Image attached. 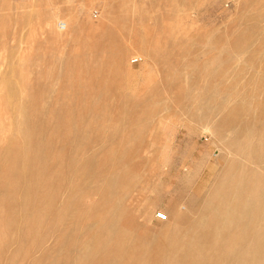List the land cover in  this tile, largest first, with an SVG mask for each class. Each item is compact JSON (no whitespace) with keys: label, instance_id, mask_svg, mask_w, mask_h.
I'll return each mask as SVG.
<instances>
[{"label":"rangeland","instance_id":"1","mask_svg":"<svg viewBox=\"0 0 264 264\" xmlns=\"http://www.w3.org/2000/svg\"><path fill=\"white\" fill-rule=\"evenodd\" d=\"M262 38L264 0H0V264H264L224 172L264 183Z\"/></svg>","mask_w":264,"mask_h":264},{"label":"bare ground","instance_id":"2","mask_svg":"<svg viewBox=\"0 0 264 264\" xmlns=\"http://www.w3.org/2000/svg\"><path fill=\"white\" fill-rule=\"evenodd\" d=\"M52 17V16H51ZM68 23H66L65 24V26H66V28H65V30L66 31H68L69 32V30H70V27L68 28ZM64 30V31H65ZM241 36V35H240ZM244 37V36H243ZM246 37V36H245ZM109 39H110V37H109ZM247 39V38H246ZM263 39V41H264V38H262ZM63 40V39H62ZM236 41V40H235ZM262 41V40H261ZM261 43H263V42H261ZM234 45V44H233ZM248 45V44H247ZM263 45V44H262ZM239 46V45H238ZM220 47V46H219ZM237 47V46H236ZM240 49V48H239ZM227 58H228V56H227ZM230 59V58H229ZM228 59V61H231V60H229ZM227 60V59H226ZM225 61V60H224ZM226 63H227V61H225ZM228 63H230V62H228ZM227 63V64H228ZM217 65V64H216ZM220 66V65H219ZM219 66H217L218 67V69H219ZM230 66V65H229ZM221 67V66H220ZM224 67V66H223ZM226 69V68H225ZM221 70V69H220ZM227 70H230V69H228L227 68ZM227 70H226V72H222V73H224L225 75L224 76H226V74H228V72H227ZM219 74V73H218ZM221 74V73H220ZM219 74V75H220ZM229 74H231L230 72H229ZM234 74V73H233ZM240 74V73H239ZM210 75V74H209ZM211 78H212V76H210ZM234 76H232L231 78H233ZM219 78V77H218ZM221 78V77H220ZM222 78H224V77H222ZM228 78V77H227ZM235 78V77H234ZM220 80V79H219ZM225 80V79H224ZM223 80V81H224ZM215 81V80H214ZM243 81V80H242ZM212 82H213V80H212ZM218 83L219 82H221V81H217ZM238 82H240V81H238ZM214 83V82H213ZM238 84V83H237ZM212 86L214 85V84H211ZM218 85H221V87H222V84H218ZM211 86V87H212ZM227 86V85H226ZM240 86V85H239ZM239 86H238V88H239ZM217 87V86H216ZM220 87V86H219ZM230 87H232V86H230ZM242 87V86H241ZM233 88V87H232ZM243 88V87H242ZM213 89H216L215 88V85H214V87H213ZM222 89V88H221ZM236 90V89H235ZM248 90V89H247ZM257 90V89H256ZM255 90V91H256ZM223 92V91H222ZM228 92V91H227ZM236 92H238V91H236ZM236 92H234V93H236ZM249 92V91H248ZM257 93V92H256ZM260 93V92H259ZM241 94V93H240ZM264 94V93H263ZM262 94V95H263ZM244 95V94H243ZM261 95V96H262ZM217 96V95H216ZM215 96V97H216ZM222 96V95H221ZM249 96V95H248ZM253 96H255V95H253ZM212 97H214V95L212 96ZM227 97H228V95H227ZM231 97V96H230ZM229 97V98H230ZM240 97H242V96H240ZM239 97V98H240ZM223 98V97H222ZM236 98V97H235ZM245 98H246V96H245ZM261 98V97H260ZM216 98H214V100H215ZM221 99V98H220ZM226 99V98H225ZM243 99V98H242ZM241 99V100H242ZM248 99H249V97H248ZM254 99V98H253ZM259 99V98H258ZM262 99V98H261ZM227 100V99H226ZM240 100V99H239ZM240 100V101H241ZM245 100V99H244ZM243 100V101H244ZM247 100V99H246ZM246 100L244 101L245 103H246ZM250 100V99H249ZM254 100H256V99H254ZM222 101V100H221ZM240 101H238V102H240ZM226 102V101H225ZM224 102V103H225ZM230 102V101H229ZM263 102V101H262ZM247 103H248V101H247ZM221 104V103H220ZM239 104V103H238ZM226 105V104H225ZM253 105H254V103H253ZM263 106H264V104H263ZM229 108V107H228ZM258 108V107H257ZM261 109H263V108H261ZM252 110V109H251ZM251 110H249V111H251ZM223 111V110H222ZM256 111V110H255ZM254 111V112H255ZM225 112V111H224ZM223 112V113H224ZM227 112V111H226ZM247 112V111H246ZM258 112V111H257ZM262 112V111H261ZM242 113V112H241ZM248 113V112H247ZM214 114V113H213ZM217 115H218V113H217ZM216 115V116H217ZM219 115H220V113H219ZM215 116V117H216ZM226 117V116H225ZM228 117H229V115H228ZM235 117V116H234ZM243 117H245V115L243 116ZM256 117V116H255ZM235 119V118H234ZM246 119V118H245ZM242 120V119H241ZM235 121H236V119H235ZM243 121V120H242ZM247 121H248V119H247ZM263 121V120H262ZM230 122V121H229ZM261 122V121H260ZM227 123V125H228V122H226ZM249 123V122H248ZM247 123V124H248ZM245 124H246V122H245ZM237 125V124H236ZM241 125V124H240ZM242 125H243V123H242ZM232 126V125H231ZM259 126H260V124H259ZM233 128V127H232ZM241 128H242V126H241ZM246 128V127H245ZM244 128V129H245ZM248 128V127H247ZM246 128V129H247ZM221 129V128H220ZM234 129V128H233ZM248 129H250V127L248 128ZM237 130H238V128H237ZM252 130V129H251ZM221 131H223V130H221ZM239 131V130H238ZM244 131V130H243ZM242 131V132H243ZM240 132V131H239ZM241 132V133H242ZM248 132V131H247ZM246 132V133H247ZM253 133V135L251 134L250 135V137L248 136V138L246 139V141L243 143L242 142V147L241 148H239L238 149V147H237V149L238 150H234V151H237L236 153H237V155H239V156H242L243 158H245L246 160H248L247 162H248V164H246V165H250L251 163L252 164H255L256 166H260V164L262 163L263 164V160H264V131L263 132H261V133H256V130H252V131H250V133ZM215 133H218V132H215ZM245 133V132H244ZM239 134V133H238ZM243 134V133H242ZM216 135H218L219 136V134H216ZM222 137V136H221ZM220 137V138H221ZM242 137V136H241ZM224 138V137H223ZM222 138V139H223ZM238 138V137H237ZM225 139V138H224ZM243 139H245L244 137H243ZM238 140V139H237ZM237 140H235V141H237ZM241 140V139H240ZM239 141V140H238ZM243 141V140H242ZM237 143H239V142H237ZM232 145H234V144H232ZM237 145V144H236ZM233 148H234V146H233ZM233 151V150H232ZM238 156V157H239ZM242 159V158H241ZM229 163H228V169H227V171H224V172H227V176L228 177H226V178H229L230 180H231V182L233 183H235L236 185H238L239 187V189L240 190H242V195H239L241 198H242V201H243V199H244V202H245V206H244V211L245 212H254V213H256V214H259L260 215V213H261V215H263L264 216V183L262 182V181H260L259 180V182H257V183H255L254 182V180L253 181H250V182H248V181H245V179H246V175H245V171H244V173H242V175L241 174H239V177H240V179H238V180H236V181H234L235 180V178L237 177V172L235 171V169H236V162H235V160H233V159H231V161H228ZM243 162H244V159H243ZM246 162V163H247ZM249 162H250V164H249ZM254 165V166H255ZM264 167V166H263ZM251 168V167H250ZM255 168V167H254ZM262 168V167H261ZM223 172V173H224ZM247 173V172H246ZM255 173V172H254ZM226 174V173H225ZM251 175H252V172H251ZM256 175V174H255ZM257 176L258 175H256L255 177L257 178ZM259 177V176H258ZM249 178V177H248ZM255 178V179H256ZM228 179V180H229ZM244 179V180H243ZM254 179V178H253ZM261 179V178H260ZM257 180V179H256ZM229 183H230V181H229ZM233 183V184H234ZM231 184V183H230ZM223 185V184H222ZM224 186V185H223ZM221 187V186H220ZM227 187V186H226ZM254 188H256L255 190H254ZM220 189V188H219ZM225 189V188H224ZM227 189V188H226ZM230 189V188H229ZM223 190V189H222ZM228 190V189H227ZM230 190H234L233 188L232 189H230ZM237 190V189H236ZM217 191V190H216ZM235 191V190H234ZM221 193H223V192H221ZM221 193H220V195H221ZM238 194H239V192H238ZM230 195V194H229ZM235 195H236V193H235ZM234 195V196H235ZM217 197V196H216ZM219 197V196H218ZM220 198V197H219ZM232 198V200H233V198L234 197H231ZM237 200H239V198L237 199ZM236 200V201H237ZM221 201V200H220ZM235 201V200H234ZM217 202H218V200H217ZM215 203V202H214ZM236 203V202H235ZM240 205V204H239ZM223 206V205H222ZM230 207V206H229ZM213 209V208H212ZM227 209V208H226ZM215 211H216V209H214ZM230 210V209H229ZM215 211L213 212L212 211V213L214 214L215 213ZM236 212V210L235 209H232V211H230V213H235ZM206 213V212H205ZM202 214V213H201ZM200 214V215H201ZM204 214V213H203ZM209 216H210V214H208ZM216 215V214H215ZM230 216H231V214H230ZM251 214H250V218H251ZM255 216V215H254ZM207 217V216H206ZM205 217V218H206ZM255 218H256V216H255ZM254 218V219H255ZM211 219H212V217H211ZM253 219V220H254ZM261 219H262V217H261ZM205 220H207V219H205ZM218 220V219H217ZM252 220V221H253ZM215 221V220H214ZM225 221V220H224ZM224 221H221V223L222 222H224ZM251 221V222H252ZM204 223H205V221H204ZM220 223V224H221ZM262 223V222H261ZM201 224V223H200ZM209 225V224H208ZM224 227V226H223ZM253 228V227H252ZM207 229V228H206ZM220 230H221V228H219ZM250 229H251V227H250ZM208 230V229H207ZM213 230V229H212ZM210 231H211V228H210ZM210 231H208V234L210 235ZM223 231V230H222ZM201 232V231H200ZM199 232V233H200ZM203 232V231H202ZM206 232V231H205ZM210 232V233H209ZM213 232V231H212ZM217 232V231H216ZM227 232V231H226ZM228 232H230V231H228ZM255 232V237H256V245H254L255 247L256 246H258L257 248H261L262 250L264 249V225L263 226H261V227H259V229H257L256 231H254ZM192 233V232H191ZM198 233V234H199ZM194 234V233H193ZM202 235V234H201ZM215 235V234H214ZM236 235V234H235ZM250 235H252V234H250ZM225 236V235H224ZM232 236V235H231ZM190 237V236H189ZM209 237V236H208ZM220 237H221V235H220ZM233 237V236H232ZM234 237H236V239H235V241H240V240H242V234L240 233V234H238L237 236H234ZM252 237V236H251ZM212 238H214V237H212ZM216 238H217V236H216ZM223 238V237H222ZM231 237H229V239H230ZM170 240V239H169ZM212 241H214V239L212 240ZM211 241V242H212ZM228 241V240H227ZM232 241V240H231ZM230 241V242H231ZM234 241V240H233ZM231 242V243H234V242ZM173 242V241H172ZM177 242V241H176ZM204 242V241H203ZM224 243V242H223ZM229 243V242H228ZM241 243V242H240ZM213 245V246H215L216 247V245H214L213 243H210V245ZM217 244V243H216ZM226 244V243H225ZM238 244V243H237ZM173 245V244H172ZM171 245V246H172ZM179 245V244H178ZM230 245V244H229ZM228 245V246H229ZM203 246V245H202ZM218 246V245H217ZM224 246H226V245H224ZM227 246V247H228ZM237 246V245H236ZM241 246V245H240ZM170 247V246H169ZM221 247H222V245H221ZM220 247V248H221ZM227 247L225 248V249H227ZM238 247V246H237ZM197 248V247H196ZM206 248V247H205ZM212 249H213V247H211ZM222 248H224V247H222ZM181 249V248H180ZM211 249V250H212ZM216 249V248H215ZM231 249V248H230ZM247 249V248H246ZM192 251H193V249H191ZM194 250H195V248H194ZM202 250H203V248H202ZM210 250V249H209ZM233 250V249H232ZM250 250V249H249ZM217 251V250H216ZM225 251H227V250H225ZM234 251V250H233ZM258 251V250H257ZM214 252V251H213ZM219 252V251H218ZM230 252H232V251H230ZM182 253V252H181ZM194 253V252H193ZM196 253H197V251H196ZM207 253V252H206ZM169 253H167L166 255H168ZM214 254H217V252L216 253H214ZM176 255V254H175ZM199 255H201V254H199ZM205 255V254H204ZM212 255V254H211ZM219 255H221V253H219L218 254V256ZM230 255V254H229ZM241 255V254H240ZM186 257H187V255H185ZM196 256H197V254H196ZM222 256H225L224 254L222 255ZM221 256V257H222ZM227 256V255H226ZM246 256V255H245ZM254 256V255H253ZM228 257V256H227ZM227 257H225V258H227ZM232 257V256H231ZM234 257H235V254H234ZM193 258V257H192ZM220 258V256L218 257V259ZM222 258H224V257H222ZM170 259V258H169ZM200 259V258H199ZM208 259H209V256H208ZM227 259H229V257L227 258ZM255 259V258H254ZM175 260V259H174ZM200 260H202V259H200ZM210 260V259H209ZM211 260H215V259H211ZM208 261V260H207ZM220 261V260H219ZM218 261V262H219ZM228 261V260H227ZM169 262V261H168ZM185 262V261H184ZM197 262V261H196ZM206 262V261H205ZM221 262H222V260H221ZM229 262V261H228ZM245 262V261H244ZM256 262V261H255ZM195 263V262H194ZM193 263V264H194ZM171 264V263H170ZM179 264V263H178ZM184 264V263H183ZM196 264V263H195ZM205 264V263H204ZM213 264V263H212ZM217 264V263H216Z\"/></svg>","mask_w":264,"mask_h":264},{"label":"built area","instance_id":"3","mask_svg":"<svg viewBox=\"0 0 264 264\" xmlns=\"http://www.w3.org/2000/svg\"><path fill=\"white\" fill-rule=\"evenodd\" d=\"M65 28H66L65 24H62V23H61V24H60V30L64 31ZM133 63H134V64L138 63V60H137V59L134 60ZM157 218H158L159 220L164 221V220L167 219V216H166L165 214H163V213H159V214L157 215Z\"/></svg>","mask_w":264,"mask_h":264}]
</instances>
